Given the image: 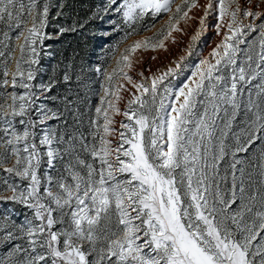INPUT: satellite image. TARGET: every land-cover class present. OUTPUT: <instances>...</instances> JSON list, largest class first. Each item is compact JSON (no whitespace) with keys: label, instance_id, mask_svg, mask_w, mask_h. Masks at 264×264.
Masks as SVG:
<instances>
[{"label":"snow or ice","instance_id":"1","mask_svg":"<svg viewBox=\"0 0 264 264\" xmlns=\"http://www.w3.org/2000/svg\"><path fill=\"white\" fill-rule=\"evenodd\" d=\"M51 7L48 0H0V86L13 88L0 93V188L11 192L0 201L30 212L22 223L0 217V264H264V0H107L92 19L111 25L104 36H119L107 50L116 66L95 68L102 95L84 130L77 101H90L73 100L71 87L63 111L35 105L37 90L55 101L61 86L56 77L33 83L45 42L87 23L50 34ZM165 14L153 36L119 51ZM209 27L219 42L172 86L169 78ZM174 33L189 36L186 56L134 79L133 55L169 51L165 41L180 43ZM63 83H72L68 70ZM53 119L61 126L36 131ZM257 142L253 191L239 154Z\"/></svg>","mask_w":264,"mask_h":264},{"label":"rangeland","instance_id":"2","mask_svg":"<svg viewBox=\"0 0 264 264\" xmlns=\"http://www.w3.org/2000/svg\"><path fill=\"white\" fill-rule=\"evenodd\" d=\"M48 2L52 5L50 9L52 20L49 28L47 29L50 34L56 32L60 26L68 28L73 24L85 23V21H87V23L85 28L82 30L78 29L76 32L68 31L58 38L54 36L53 39L45 42L48 47H46L44 52L41 53L40 64L35 66L39 68V71L36 73L33 83L36 85L47 83L49 78L56 77L60 80L61 86L57 87L52 92V96L58 97L55 101L51 98H44V96H41L40 92L37 90V96L40 98L35 100V105L36 107L43 106L54 110L59 107L60 111H63V97L66 94H69L68 88L71 87L72 92L70 95L73 100H76V96L78 94L81 101L85 99L90 101L89 104L77 101L81 111L84 112V124L81 129L84 130L88 126L87 122L89 109H94V105L99 103V95H102L100 82L103 80V76L98 75L95 72V68L100 66L102 69L107 68L111 71L112 68L116 66L115 57L109 56L107 54V50L110 45L119 39V36L116 33H113L111 36H104L103 33L105 31H111V25L106 22L102 23L98 18L92 19L93 14L102 8L107 0H48ZM179 2L180 0H176V3ZM200 3H206V0H200ZM173 7H175V5H173ZM57 12H61L62 14L57 17ZM202 14V11L197 13V15ZM101 15H103V13H101ZM112 18L115 19V15H113ZM166 19L167 15L165 14L155 21V27L140 31L137 34L128 37L127 40L119 45V51H122L128 45H131L134 41L153 36L154 33L160 29ZM213 19V17H209L207 23L211 25ZM195 26H198V20L195 21L193 27L188 28L189 35L195 31ZM181 27H185L183 23L181 24ZM174 35L180 38V34L174 33ZM188 39L189 36H183L180 38V43L178 44H173L170 40L165 41L169 51H164L163 49H157L156 51H145L143 49L138 50L132 57L133 68L130 70L129 74L132 75L134 79L140 80L141 77L138 73L143 72L145 76H149L152 73L158 74L157 70L163 71L168 66L174 67L175 65L172 63L173 61L178 60L182 55L186 56L184 48L187 46ZM219 39L220 37L215 34L214 28L209 27L206 35L198 42L194 54L192 56H187L183 62L179 75L169 78L171 85L175 87L184 82L186 78L191 75V71L194 69L195 64L198 63V57L207 56L215 44L219 42ZM119 51H117L116 56L119 55ZM168 53H171L172 56L167 61L164 56H167ZM152 57L156 58L152 59ZM14 70V63L9 64V73ZM66 70L70 71V74L72 75L71 85H65L63 83V74ZM77 77H79V79H77ZM8 79L11 81L10 75ZM4 90L5 93L13 91L11 83L4 85ZM15 90L21 94L24 91L19 88ZM122 95L125 96L126 100L128 94L125 92L122 93ZM244 98L245 100L247 99L246 93ZM4 102L5 101H2V103ZM8 102H10V98ZM119 106L123 108L124 101H122ZM32 119H37L35 109L32 111ZM121 119H123L122 116L116 117L117 121ZM243 122L244 115L243 110H241L239 118L234 124V128L237 132L240 131V127L243 125ZM15 123L17 128L22 130L19 125V117L16 118ZM59 126H61V122L53 119L47 121L44 126H38L36 131L40 133L42 129L56 128ZM116 127L118 128L119 124H117ZM261 146L260 142H257L249 152L246 154H239V157L245 161L244 167L252 176L251 188L253 191L258 190V181L260 177L258 169L252 165L258 163ZM13 162L14 161L9 160L7 166H12ZM42 170L45 169L42 167ZM0 175L6 174L0 170ZM16 180L19 182L18 178H16ZM0 195L6 197L11 195V192L0 188ZM26 214L30 215V212L24 206L13 202L5 203L0 201V217L7 215L10 220H14L16 223H22ZM20 242L23 243V241ZM3 252V247H0V255H3Z\"/></svg>","mask_w":264,"mask_h":264},{"label":"trees","instance_id":"3","mask_svg":"<svg viewBox=\"0 0 264 264\" xmlns=\"http://www.w3.org/2000/svg\"><path fill=\"white\" fill-rule=\"evenodd\" d=\"M81 1V0H80ZM4 79L2 72H0V81H2ZM4 85L0 86V93H5L4 92ZM2 101H4L3 99H0V103H2Z\"/></svg>","mask_w":264,"mask_h":264},{"label":"bare ground","instance_id":"4","mask_svg":"<svg viewBox=\"0 0 264 264\" xmlns=\"http://www.w3.org/2000/svg\"><path fill=\"white\" fill-rule=\"evenodd\" d=\"M178 50V49H177ZM174 54V53H173ZM205 54V53H204ZM172 56V54L171 53H168L167 54V56H164L165 58H166V60L168 61L169 60V58Z\"/></svg>","mask_w":264,"mask_h":264}]
</instances>
